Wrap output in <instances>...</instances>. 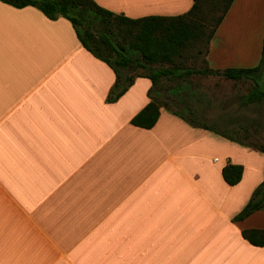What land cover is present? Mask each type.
Returning <instances> with one entry per match:
<instances>
[{
	"label": "crops",
	"instance_id": "0c3cea01",
	"mask_svg": "<svg viewBox=\"0 0 264 264\" xmlns=\"http://www.w3.org/2000/svg\"><path fill=\"white\" fill-rule=\"evenodd\" d=\"M95 1L131 19L194 5ZM263 43L264 0H235L209 66L257 67ZM116 80L69 21L0 0V264H264L243 236L264 230V209L234 220L264 182V153L165 109L153 129L135 127L152 82L108 103ZM229 164L244 167L236 186Z\"/></svg>",
	"mask_w": 264,
	"mask_h": 264
},
{
	"label": "trees",
	"instance_id": "16d2710c",
	"mask_svg": "<svg viewBox=\"0 0 264 264\" xmlns=\"http://www.w3.org/2000/svg\"><path fill=\"white\" fill-rule=\"evenodd\" d=\"M16 9L33 7L48 19L69 21L78 40L94 57L106 63L116 74V83L108 96V103H114L124 96L134 85L135 78H124L120 68H128L134 63L150 70L151 74L136 78L152 81L150 103L139 112L131 124L145 130L153 129L166 109L181 118L193 128L204 129L226 140L264 153V144H246L248 130L229 131L227 123L215 121L213 124L193 112L195 118L173 110L169 102L156 100L154 92L161 79L180 80L188 83L192 76L219 77L236 85L248 87L247 93L238 97L243 108L264 106V43L262 59L257 67L250 69L214 70L209 66L210 45L232 8L235 0H193L192 9L180 16H150L131 19L101 7L95 0H1ZM203 56L200 68L187 63L198 62ZM192 84L177 86L167 90L176 96ZM184 89V90H185ZM192 92V91H191ZM184 101V100H183ZM202 101V100H198ZM185 102V101H184ZM226 128V129H225ZM225 182L238 185L244 175V167L229 164L222 171ZM264 209V182L256 189L252 199L234 219L243 221ZM244 238L255 247L264 248V230H247Z\"/></svg>",
	"mask_w": 264,
	"mask_h": 264
},
{
	"label": "rangeland",
	"instance_id": "374dc122",
	"mask_svg": "<svg viewBox=\"0 0 264 264\" xmlns=\"http://www.w3.org/2000/svg\"><path fill=\"white\" fill-rule=\"evenodd\" d=\"M202 60L203 56L199 58L197 63L189 61L187 65H195L200 68L204 65ZM120 72L124 78L135 79L137 76L151 74L150 70L139 67L137 63L125 69L120 68ZM189 83L192 84V90L184 88L185 90L183 89L177 96L174 93L169 95L167 92L171 88L172 92L177 86H184ZM152 87L148 92L149 99ZM247 89L248 87L245 85H236L223 78L195 75L189 79L188 83L176 79H161L154 92V97L156 100L169 102L173 110L185 113L189 118H195L196 116L193 114L195 112L212 124L215 121L229 122L227 126L229 131L242 130L241 134H244V130H248L250 138L249 140L246 139L245 143L260 146L264 144V106L243 108L238 97L247 93Z\"/></svg>",
	"mask_w": 264,
	"mask_h": 264
}]
</instances>
